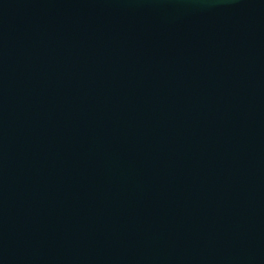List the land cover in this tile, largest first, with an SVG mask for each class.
<instances>
[{
	"label": "water",
	"instance_id": "95a60500",
	"mask_svg": "<svg viewBox=\"0 0 264 264\" xmlns=\"http://www.w3.org/2000/svg\"><path fill=\"white\" fill-rule=\"evenodd\" d=\"M0 264H264V0H0Z\"/></svg>",
	"mask_w": 264,
	"mask_h": 264
}]
</instances>
